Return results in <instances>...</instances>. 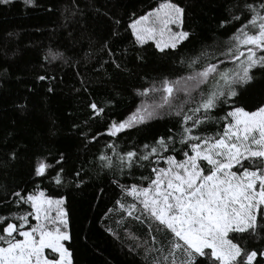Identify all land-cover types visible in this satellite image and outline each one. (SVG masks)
Returning a JSON list of instances; mask_svg holds the SVG:
<instances>
[{
	"label": "snow or ice",
	"instance_id": "1",
	"mask_svg": "<svg viewBox=\"0 0 264 264\" xmlns=\"http://www.w3.org/2000/svg\"><path fill=\"white\" fill-rule=\"evenodd\" d=\"M11 2L0 0L3 5ZM25 3L31 5L33 0ZM96 12L110 22L101 50L112 57L109 42L119 35L121 21L98 8ZM185 13L179 3L164 0L133 19L128 28L137 43L154 40L164 53L190 42L193 33L184 30ZM218 27L230 32V37L181 58L184 74L161 78L138 90L144 99L128 118L110 122L106 132L79 133L85 147L99 144L104 135L116 138L104 143L105 151L97 160L101 169H117L111 179L121 197L116 206L146 225L144 251L151 264H264V245L251 246L264 241V0H243L231 6ZM50 56L51 52L45 59ZM257 86L262 99L254 111L246 110L242 106L245 93ZM225 105L229 110L218 117L224 122L222 131L205 134L202 126L211 123L215 110L224 111ZM89 108L96 117L105 111L96 103ZM165 118L175 121V132L167 128L140 148H120L122 133ZM6 156L15 160L18 153L9 149ZM53 159L54 163L46 157L38 159L33 175L50 176L63 186L66 156L60 152ZM138 169H147L148 175L137 177ZM81 171H74L77 187L84 184ZM122 176L130 181L122 182ZM65 202L64 196L53 199L38 188L32 192L5 189L0 195V206L7 209L0 214V264H73ZM161 229L167 235L158 239Z\"/></svg>",
	"mask_w": 264,
	"mask_h": 264
},
{
	"label": "trees",
	"instance_id": "2",
	"mask_svg": "<svg viewBox=\"0 0 264 264\" xmlns=\"http://www.w3.org/2000/svg\"><path fill=\"white\" fill-rule=\"evenodd\" d=\"M163 2L33 0L29 5L25 0H12L0 4V195L9 188L26 192L38 188L53 199L64 196L72 236L67 246L73 264H151L144 251L146 225L116 206L121 197L111 179L117 169H101L97 160L105 151L104 143L116 138L104 135L99 144L85 147L79 133L106 132L110 122L128 118L141 105L144 98L137 95L138 90L161 78H177L184 74L181 58L197 55L202 45L226 41L231 33L219 28V22L231 6L243 0H172L186 9L184 30L193 36L175 50L161 53L151 41L137 43L128 24ZM97 8L121 21L119 35L109 42L112 57L101 50L111 25ZM50 52L52 56L45 59ZM41 75L49 78L40 81L37 77ZM261 99L257 86L245 93L242 106L254 111ZM90 103L103 107L104 113L93 116ZM222 107L224 111L215 110L216 118L202 126L205 134L222 131L224 122L218 117L229 110ZM174 125L170 118L148 121L122 133L118 143L121 149L140 148L167 128L175 132ZM9 149L17 151V159L6 156ZM60 152L67 159L63 186H57L50 176L41 179L33 175L38 159L46 157L54 163L53 157L58 158ZM81 168L84 184L77 187L74 171ZM141 173L148 175V170L138 169L135 175ZM126 180L130 177H121L122 182ZM6 212L0 206V214ZM156 234L158 239L167 235L162 229ZM262 245L264 241H254L251 246Z\"/></svg>",
	"mask_w": 264,
	"mask_h": 264
},
{
	"label": "rangeland",
	"instance_id": "3",
	"mask_svg": "<svg viewBox=\"0 0 264 264\" xmlns=\"http://www.w3.org/2000/svg\"><path fill=\"white\" fill-rule=\"evenodd\" d=\"M173 30L174 31L176 30L174 26H173ZM147 41H151V42H153L155 44V41L154 40H147Z\"/></svg>",
	"mask_w": 264,
	"mask_h": 264
}]
</instances>
